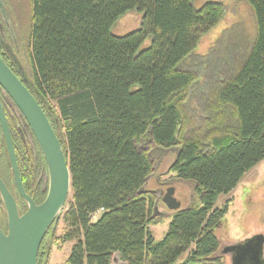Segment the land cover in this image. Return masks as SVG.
<instances>
[{"label":"trees","instance_id":"1","mask_svg":"<svg viewBox=\"0 0 264 264\" xmlns=\"http://www.w3.org/2000/svg\"><path fill=\"white\" fill-rule=\"evenodd\" d=\"M193 1L31 0L27 86L63 131L72 193L62 232L47 248L43 242L38 264L50 246L68 241L75 243L64 264H227L215 229L228 207L216 203L264 160V0H246L256 39L209 89L201 122L187 109L198 75L184 62L225 6L197 9ZM133 10L143 13L141 26L113 34ZM172 148L170 170L195 184L202 205L174 211L157 240L149 225L158 197L145 186L152 150ZM10 169L0 127V175L9 188Z\"/></svg>","mask_w":264,"mask_h":264},{"label":"rangeland","instance_id":"2","mask_svg":"<svg viewBox=\"0 0 264 264\" xmlns=\"http://www.w3.org/2000/svg\"><path fill=\"white\" fill-rule=\"evenodd\" d=\"M2 1L6 10L5 19L8 22L10 33L14 36L13 42L17 47L19 61L25 73L28 74L31 70L29 59L31 0ZM208 2L223 3L225 6L224 15L216 25L202 34L196 48L184 62V67L193 70L198 75L187 102V109L197 122H201L202 108L209 89L214 87L220 79H224L234 72L237 63H240L250 52L257 36L255 14L246 0H194L193 5L200 9ZM142 18L143 13L140 11L127 12L115 23L112 29L113 34L122 36L138 29L141 26ZM10 111V127L14 128L17 134L18 128L28 133L20 113L14 110ZM62 132L60 130V136H62ZM151 154L155 171L147 180L145 187L146 190L155 193L158 199L154 211L156 220L149 225V229L157 240H161L168 231L174 214V211L170 210L162 201V196L169 187L175 188V198L181 202V209L198 207L202 203L195 184L178 179L177 174L170 170V166L176 160V148L153 149ZM8 172L10 188L14 191L12 170L10 169ZM71 195L72 193L69 199ZM226 206L228 209L222 223L215 229L221 242V249L256 234H264V160L247 172L229 194L220 195L216 207L224 208ZM101 214L102 211L96 214L94 220H97ZM6 221V209L0 195V222ZM63 225L61 219L55 230V236L61 234ZM51 236L50 233L44 241L46 248L50 244ZM74 243L75 241H68L61 249L57 246H50V255L46 264H64ZM224 256L226 263L230 264L229 256Z\"/></svg>","mask_w":264,"mask_h":264},{"label":"water","instance_id":"3","mask_svg":"<svg viewBox=\"0 0 264 264\" xmlns=\"http://www.w3.org/2000/svg\"><path fill=\"white\" fill-rule=\"evenodd\" d=\"M0 9L5 18L6 10L2 0ZM22 75V78L19 77L0 55V89L24 117L45 155L51 185L47 198L39 205L26 193L12 131L0 95V127L17 191L28 203L27 211L21 214L16 197L0 175V195L7 214V231L0 226V264H38L40 248L51 228V235H54L71 194V171L67 155L48 115L27 86V76ZM162 201L170 210L181 209V202L175 198L174 187L167 189ZM263 248L264 234L260 233L226 245L220 252L229 256L230 264H244L247 259L257 264Z\"/></svg>","mask_w":264,"mask_h":264},{"label":"flooded vegetation","instance_id":"4","mask_svg":"<svg viewBox=\"0 0 264 264\" xmlns=\"http://www.w3.org/2000/svg\"><path fill=\"white\" fill-rule=\"evenodd\" d=\"M5 18L3 17L0 9V55L2 56L4 61L10 66V68L19 77L22 78L23 76L22 74H25V71L19 61V57L17 55V47L15 45V42H13L14 36L13 34L10 33L8 29L9 25ZM0 95L9 122V114L11 112L10 110H14L17 113L19 112V110L16 108L14 103L7 96L4 95L1 89H0ZM22 118L24 125L28 129V133L23 132L21 128L20 129L18 128L17 129L18 134H17L14 128L12 127L10 128L12 131L14 144L16 146L15 149L18 148V152L16 151V153H18L17 160L19 162L18 165H19V170H20L24 189L26 193L35 201V203L39 205L45 201V199L49 194L50 185H51V174L45 155L43 154L40 146L38 145L30 127L26 123L23 116ZM57 136L60 139L58 133ZM60 142L62 144L61 139ZM62 148L64 150L63 144H62ZM14 184H15V180H14ZM11 191L16 197V200L19 205L20 213L21 214L25 213L28 209V203L19 195L16 184H15V190L14 191L11 190ZM0 226L3 228L5 232L7 231V221L3 223L0 222ZM50 233H52V228L49 230L47 236ZM244 264H254V263L250 259H247ZM257 264H264V248L262 255L259 256V261Z\"/></svg>","mask_w":264,"mask_h":264}]
</instances>
